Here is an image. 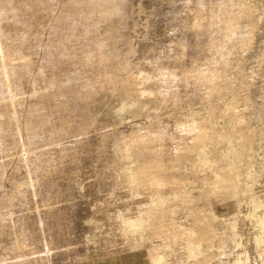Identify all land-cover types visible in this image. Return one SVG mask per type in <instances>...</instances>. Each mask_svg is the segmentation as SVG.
Instances as JSON below:
<instances>
[{
  "label": "rangeland",
  "instance_id": "rangeland-1",
  "mask_svg": "<svg viewBox=\"0 0 264 264\" xmlns=\"http://www.w3.org/2000/svg\"><path fill=\"white\" fill-rule=\"evenodd\" d=\"M0 264H264V0H0Z\"/></svg>",
  "mask_w": 264,
  "mask_h": 264
},
{
  "label": "bare ground",
  "instance_id": "bare-ground-1",
  "mask_svg": "<svg viewBox=\"0 0 264 264\" xmlns=\"http://www.w3.org/2000/svg\"><path fill=\"white\" fill-rule=\"evenodd\" d=\"M145 89V88H143ZM141 116L140 109L138 107H133L129 110L128 118L132 120H138Z\"/></svg>",
  "mask_w": 264,
  "mask_h": 264
}]
</instances>
